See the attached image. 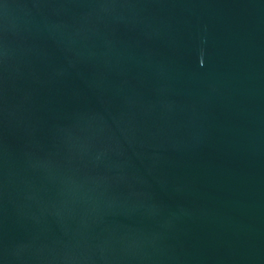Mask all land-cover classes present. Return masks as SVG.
I'll return each instance as SVG.
<instances>
[{"label": "water", "instance_id": "water-1", "mask_svg": "<svg viewBox=\"0 0 264 264\" xmlns=\"http://www.w3.org/2000/svg\"><path fill=\"white\" fill-rule=\"evenodd\" d=\"M0 264H264V0H0Z\"/></svg>", "mask_w": 264, "mask_h": 264}]
</instances>
